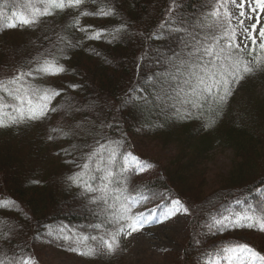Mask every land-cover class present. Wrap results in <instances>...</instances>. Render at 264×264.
I'll return each mask as SVG.
<instances>
[{
  "label": "trees",
  "instance_id": "trees-1",
  "mask_svg": "<svg viewBox=\"0 0 264 264\" xmlns=\"http://www.w3.org/2000/svg\"><path fill=\"white\" fill-rule=\"evenodd\" d=\"M7 2L4 11L8 17L13 12L26 11L24 5L27 0ZM3 3L4 0H0V5ZM109 3L115 8L114 17H81V25L112 31L123 22L131 35H122L115 41L108 36L99 40H84L83 33L68 27L76 14L72 10L57 11L52 16L43 17L35 27L18 25L8 28V20H0V77L11 76L21 64L48 48L57 34L82 41L81 46L67 50L68 59L60 61L66 72L38 78L34 82L41 87L63 89L51 104V107H59L60 110L49 112L45 119L36 121L33 130L35 121L29 120L0 127V201L16 203L14 209L0 206V260L11 259L19 250L27 254L41 244L61 251L75 248L83 236L96 235L97 232L89 225L103 218L99 216L100 209L86 207L88 201L81 199L80 195L83 189L67 182V178L78 171L76 164L83 162L78 159L80 151L77 149L72 155H65L64 151L72 149L73 145L92 144L94 139H98L85 137L87 130H98L93 127V122L96 126L101 122L112 125L111 128L105 127L104 133L111 140L121 142L122 153L130 151V136L137 131L141 136L160 139L163 144L175 140L181 147L190 143L195 131L200 132L195 139V147L189 150L192 157L180 166L175 165L167 175L157 166L151 172V178L142 183L135 180L136 172L127 174V187L132 195L150 189L164 196L163 200H149L139 208L178 198L189 209L187 242L180 262L175 264L211 261L206 252L213 253L224 246L239 243L228 235L212 240L203 238L202 231L206 227L202 225L213 217L219 218L229 212L244 213L252 207L259 218L264 211V195L255 191L264 187L263 102L255 100L242 110L235 109L225 125L222 124L224 126L220 123L209 129L202 128L210 117L207 113L203 117L193 115L188 119H178L161 114L154 106L142 102L124 103L134 87L144 86V92L133 95L149 92L145 81L157 70V50L171 54L178 43L175 33L169 38H145L158 32L162 23L168 22L170 9L173 20L183 18L196 24L200 14L209 10L201 7L204 0H175V7L173 0H88L83 8L96 11ZM181 4L182 7H179ZM163 35L167 36L166 30ZM71 84L79 87L73 89L69 87ZM93 103L96 105L94 111L83 107ZM77 108L82 110L77 111ZM175 119L182 126L179 133L171 127V121ZM53 128L61 131L53 132ZM61 132L72 134L65 136ZM49 135L54 138L49 140ZM214 143L234 149L240 161L229 174L219 176L224 183L213 179L206 184V177L198 176V169L189 166L194 160L205 159ZM180 152L178 160L182 157ZM74 157H77L76 163H69ZM120 162L117 161V168ZM192 170L197 172L196 177ZM186 171L191 179H188ZM207 185L212 186L208 189L211 192L208 196H201L200 191H205ZM174 187L181 189L182 194L178 195ZM236 198L242 203H235ZM61 226L70 230L68 234L72 235V240L55 239L48 235ZM250 229L264 236V231L258 226ZM197 240L200 243H196Z\"/></svg>",
  "mask_w": 264,
  "mask_h": 264
},
{
  "label": "snow or ice",
  "instance_id": "snow-or-ice-1",
  "mask_svg": "<svg viewBox=\"0 0 264 264\" xmlns=\"http://www.w3.org/2000/svg\"><path fill=\"white\" fill-rule=\"evenodd\" d=\"M87 2L88 0H27L24 5L26 11L13 12L8 17L4 11L8 2L4 0L0 5V20L7 19L8 28L18 25L35 27L41 23L43 17L52 16L57 11L72 10L76 14L72 16L68 27L83 33L84 40H99L108 36L115 41L122 35H131L123 22L112 31L106 28L96 29L92 25H81V17L116 15L115 8L110 3L104 4L96 11H89L83 8ZM173 3L175 7V0ZM230 6L238 11H230ZM179 7H182V4ZM201 7L209 10L200 14L196 24L183 18L173 20L170 9L168 22L162 23L158 32L145 38H169L175 33L178 43L171 54L157 50V70L145 81L149 92L133 95L144 92V86L134 87L127 94L125 104L142 102L144 105L154 106L161 114L178 119H188L193 115L203 117L206 112L219 115L232 96L235 86L246 76L264 68V26H260L257 33V26L260 24L258 12L264 13V0H204ZM254 16L256 22L251 23ZM165 30L167 36L163 35ZM81 44V40H72L57 34L56 40L50 42L48 48L21 64L11 76L0 77V127L19 124L25 120H43L49 112L60 110L59 107H51V104L61 95L63 89L41 87L34 82L38 78L66 72V67L60 61L68 59L67 50ZM69 87L75 89L79 85L71 84ZM95 106L93 103L83 107L94 111ZM76 110L81 111L82 108ZM214 123L215 120L209 117L204 126L211 127ZM93 127L98 130L89 129L85 132V137H99L94 139L92 144L73 145L72 149L64 150L65 155H72L73 151L79 149L78 159L83 161L76 164L78 171L67 178L68 184L83 189L80 195L81 199L88 201L85 206L99 208V216L103 217L99 219L98 216L99 222L89 225L97 235L81 238L95 242L94 247L85 245L87 250L80 251L81 255L87 256L105 252L112 254L119 248L122 236L130 237L143 229L146 223H162L177 212H189L179 199H172V206L161 214L163 218L157 216L152 209L134 213L133 209L137 205L145 204L149 200L164 199L162 194L151 192L150 189L135 195L129 193L127 174L130 171L144 172L151 165L131 152H121V142L111 140L104 133V128H111V124L101 122L96 126L93 122ZM52 131L61 130L53 128ZM61 134L67 136L72 133ZM53 138L51 135L48 137L49 140ZM76 159L77 157H74L68 162L75 164ZM118 160L121 161L119 168L116 167ZM255 191L264 195V188H256ZM235 203L240 204L242 201L236 198ZM0 206L14 209L16 203L11 200L0 201ZM202 226L206 227L209 233L213 230L220 233L229 227L254 226L264 231V211H261L258 218L253 208L249 207L244 213L229 212L221 214L219 218L213 217ZM69 231L61 226L55 233L50 231L48 235L54 236L55 239L72 240ZM196 243L200 241L197 240ZM70 250L79 251L77 248ZM221 253L227 255L229 264H233V261L236 264H264V254L247 243L224 246L213 253L206 252L205 255L211 259ZM0 264H37V261L24 250H19L11 259L0 260Z\"/></svg>",
  "mask_w": 264,
  "mask_h": 264
},
{
  "label": "rangeland",
  "instance_id": "rangeland-1",
  "mask_svg": "<svg viewBox=\"0 0 264 264\" xmlns=\"http://www.w3.org/2000/svg\"><path fill=\"white\" fill-rule=\"evenodd\" d=\"M229 10L232 12L238 11V9L232 8L231 6ZM245 10L247 12V6ZM258 15L260 16V24L257 26V33L259 27L264 26V13L258 12ZM255 22L254 16L251 23ZM247 23L246 21V24ZM249 47H251L250 42ZM255 100L264 103V68L257 70L254 74L246 76L244 80L235 86L232 96L223 106L219 115L215 113H206L215 120L213 124L214 127H217L220 123L221 125H225L224 122L230 119L232 115L231 112H234L233 110H242L245 108L246 104ZM246 108L249 110L248 106ZM237 114H239V112ZM171 122H173L171 127H175V133H179L178 131L181 129L180 127H182L180 122L177 119ZM35 123L36 121L33 122L32 130L36 127ZM202 128L209 129L210 127H205L204 124H202ZM137 132L140 133L139 131ZM137 132H134L130 136L129 152L151 165V167L146 168L144 172H136L135 180L140 182L151 178L150 174L156 166L157 169H163L167 175L175 165L180 166L190 159L192 154L189 150H193L195 147L197 143L195 139L199 137L198 135L200 133L195 131L191 137L190 143H187L186 147L182 146L183 151L180 152L182 147L179 146L175 140L163 144L160 139L146 137L144 135L141 136ZM179 152L182 157L178 160L177 157ZM239 161V155L234 149L221 145L220 143H214L211 150L207 151L205 159L201 161L194 160L189 167L191 169L192 167L197 168L198 173L194 170L191 172L195 173L194 177H196V173L198 176L201 175L206 177V184L213 179L224 183V180L220 179L219 176L223 177L226 173L229 174L228 172L234 170L239 164ZM189 174L190 173H187V176H189ZM188 179H191V175ZM226 181L227 180H225V183ZM186 183H189V181ZM211 187L212 186L207 185L205 191H200V195L203 196L206 194V196H208L211 192V190L208 189ZM174 188L178 195L182 194L181 189L177 187ZM166 205L169 206L151 208H153L152 210L157 216L163 218L161 214L172 206L171 203ZM189 225L190 218L188 214L182 211L177 212L168 219H164L162 223H146L143 229L133 233L130 237L125 238L122 236L120 238V246L114 253H122L124 255L113 260H111L113 253L107 254L105 252L95 256L81 255L80 251L87 250L85 245L95 246V244L86 243L85 241H80L75 246L79 251H72L70 249L61 251L58 248L41 244L37 246L34 245L36 250L33 248L28 251L27 254L34 257L37 264H110V262H115V264H175V262L179 263L181 260L182 251L188 238ZM222 235H229L239 241H244L255 250L264 254V236L261 233L254 232L248 227H230L228 231L222 232ZM203 236L210 239L213 237V234L204 231ZM31 247L32 246H30V248ZM210 264H229L227 255L225 254L223 257L212 261ZM233 264H236V262L233 261Z\"/></svg>",
  "mask_w": 264,
  "mask_h": 264
}]
</instances>
